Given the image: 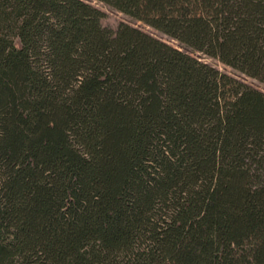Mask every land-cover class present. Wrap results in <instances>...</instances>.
Returning a JSON list of instances; mask_svg holds the SVG:
<instances>
[{
    "label": "trees",
    "instance_id": "trees-1",
    "mask_svg": "<svg viewBox=\"0 0 264 264\" xmlns=\"http://www.w3.org/2000/svg\"><path fill=\"white\" fill-rule=\"evenodd\" d=\"M264 85V0H96ZM83 0H0V264H264V92Z\"/></svg>",
    "mask_w": 264,
    "mask_h": 264
},
{
    "label": "rangeland",
    "instance_id": "rangeland-1",
    "mask_svg": "<svg viewBox=\"0 0 264 264\" xmlns=\"http://www.w3.org/2000/svg\"><path fill=\"white\" fill-rule=\"evenodd\" d=\"M83 1L90 3L91 5H93L94 7L98 8L99 10H101L103 12V18H102L101 22L104 26L114 29V28H116V26L120 22H124V23L130 24L132 26L138 27V28L148 32L152 36H154V37H156L162 41H165L166 43H168V44H170V45H172V46H174V47H176L182 51H185L188 54H191L192 56L196 57L200 61L216 68L217 70H219L221 72L228 73L229 75L235 77L236 79L243 81V82L249 84L250 86L256 87V88H258L264 92V85L263 84H260L259 82H257L254 79H251V78H248V77L241 75L240 73L224 66L223 64H221L217 60L209 58L205 55H202L201 53H196V52H192L188 49H185L181 45L177 44L175 41H173V40L169 39L167 36L161 34L160 32L155 31L154 29H152L150 27L144 26L143 24L128 18L124 14L107 7L104 4H102L96 0H83Z\"/></svg>",
    "mask_w": 264,
    "mask_h": 264
}]
</instances>
